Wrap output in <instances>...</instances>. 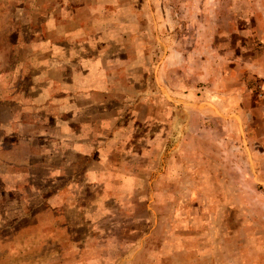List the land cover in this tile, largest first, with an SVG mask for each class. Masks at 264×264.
<instances>
[{"label":"rangeland","instance_id":"1","mask_svg":"<svg viewBox=\"0 0 264 264\" xmlns=\"http://www.w3.org/2000/svg\"><path fill=\"white\" fill-rule=\"evenodd\" d=\"M67 41L123 59L114 97L140 156L114 155L130 178L107 200L67 189L72 222L44 209L49 232L0 234V264H264V0H0V94Z\"/></svg>","mask_w":264,"mask_h":264},{"label":"crops","instance_id":"2","mask_svg":"<svg viewBox=\"0 0 264 264\" xmlns=\"http://www.w3.org/2000/svg\"><path fill=\"white\" fill-rule=\"evenodd\" d=\"M71 44L42 43L53 55L20 75L21 91L0 94V107L9 112L0 120V234L16 236L22 225L49 232L54 222H33L44 209L57 212L56 219L64 213L72 222L69 214L74 216L83 202L63 195L67 189L83 187L78 191L86 195L99 187L107 200L111 191L116 193L114 186L108 188L115 177L121 183L130 178L127 171L113 169L114 155L140 156L129 150L131 140H124L123 125L130 118H125L123 101L114 97L123 59L99 55L103 46L93 45H85L88 55H74L73 48L68 52ZM97 221L91 218L92 224Z\"/></svg>","mask_w":264,"mask_h":264}]
</instances>
